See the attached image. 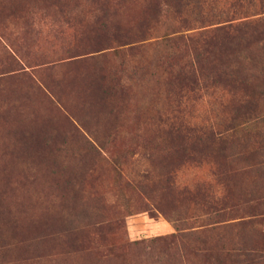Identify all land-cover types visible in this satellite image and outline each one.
<instances>
[{
	"label": "rangeland",
	"instance_id": "obj_1",
	"mask_svg": "<svg viewBox=\"0 0 264 264\" xmlns=\"http://www.w3.org/2000/svg\"><path fill=\"white\" fill-rule=\"evenodd\" d=\"M259 4L0 0V264H264Z\"/></svg>",
	"mask_w": 264,
	"mask_h": 264
},
{
	"label": "trees",
	"instance_id": "obj_2",
	"mask_svg": "<svg viewBox=\"0 0 264 264\" xmlns=\"http://www.w3.org/2000/svg\"><path fill=\"white\" fill-rule=\"evenodd\" d=\"M260 4L256 7L259 8V14L258 15H262V18L260 17L259 20L255 21L259 24H264V0H259ZM239 2V1H238ZM240 3V2H239ZM190 5V0H179V8H178V13L179 14H184L185 9L187 7H189ZM250 16H245V17H241L239 18L241 21L237 22V23H231L230 21H226L225 25H220V27H218L217 29H215V32L218 33H224L226 38H231L234 37L236 34L240 33L241 31H244L249 25H251L253 22L252 20H249ZM186 22V21H184ZM208 33H213L211 32H207V33H201L199 34V36H205V34ZM189 41H193V38L191 37L189 39ZM261 42H264V40H261ZM197 63V62H196ZM198 64V63H197ZM197 64H194L192 66H190L189 68V72L190 74L192 73V75L194 76V78L196 77V73H197ZM11 72H15V70H12ZM197 85L199 84L198 82H196Z\"/></svg>",
	"mask_w": 264,
	"mask_h": 264
},
{
	"label": "bare ground",
	"instance_id": "obj_3",
	"mask_svg": "<svg viewBox=\"0 0 264 264\" xmlns=\"http://www.w3.org/2000/svg\"><path fill=\"white\" fill-rule=\"evenodd\" d=\"M13 165H14V164H13ZM4 166H5V165H4ZM7 166H8V165H7ZM0 169H1V168H0ZM12 171H13V170H12ZM4 182H5V181H4ZM13 196H14V195H13ZM9 197H10V196H9ZM14 201H15V200H14ZM25 201H26V200H25ZM6 209H7V208H6ZM6 209H5V210H6ZM1 220H2V219H1ZM9 221H10V220H9ZM9 221H8V222H9ZM6 222H7V221H6ZM21 223H22V222H21ZM40 224H41V223H40ZM44 224H45V223H44ZM8 225H9V224H8ZM24 225H25V224H24ZM36 225H37V224H36ZM38 225H39V224H38ZM24 228H25V227H24ZM37 228H38V227H37ZM39 229H40V228H39ZM41 229H42V228H41ZM28 231H29V230H28ZM13 233H14V232H13ZM44 249H45V248H44Z\"/></svg>",
	"mask_w": 264,
	"mask_h": 264
}]
</instances>
